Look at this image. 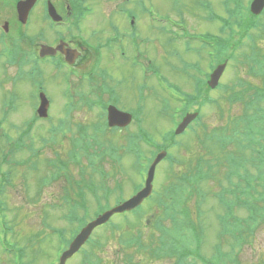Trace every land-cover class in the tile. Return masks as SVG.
<instances>
[{"label": "rangeland", "instance_id": "rangeland-1", "mask_svg": "<svg viewBox=\"0 0 264 264\" xmlns=\"http://www.w3.org/2000/svg\"><path fill=\"white\" fill-rule=\"evenodd\" d=\"M9 1L11 2L9 4H0V8L5 7L8 11L7 14H0V25H3L5 21L10 20L12 25L17 23V26L20 27L22 26L18 20L20 15L17 12L16 16V9L14 8L19 2H25L26 0ZM54 1L57 5H60L61 9H63L64 17L68 20L66 24H70L69 20L72 17L76 18L77 14L82 16L81 18L79 17L83 22L82 29L78 32L80 38L78 43L82 46L80 44L78 46L81 48L86 47L87 43L83 41H87L88 44L90 43V47L91 45L93 46L94 50L92 49V51L97 58L100 56L103 58L100 62V66L98 67V64L96 65L93 60L92 52L87 51L86 49L77 48L80 53L78 61L79 66L76 69L75 75L69 74V84L73 88L71 94L83 93L85 96H87V94H94L97 102L92 100V104L95 103L93 106L95 107L94 109L90 108L87 103L83 102L81 107L76 110V113L72 114V112L67 109L70 106L69 98L63 96L64 89L65 91L69 89L67 82L63 79V75L65 73H70V71L59 72L52 69V76L55 75V77L50 78V72L43 67L46 76L43 77L45 90L52 101V110L51 108L49 109V112L51 110V118L49 121H43L41 119L38 120L36 129L34 128L31 131L32 136L30 134L31 143L26 144V146H31L33 143L36 147L58 146L56 150L60 152V147L66 148L71 143L74 136L73 131L76 130L77 126L86 127L89 125L91 127L92 124L96 123L93 130H100L104 124V122L101 121L103 110L102 108H97L95 106H100L97 103H100L101 105L105 103H113L115 107H118L123 112H132L136 111V109L142 108L143 110L141 114H138V122L137 124L135 123L136 126L133 123L128 130L116 129L117 131H107L105 134L98 136L102 144L95 145L104 146L105 148L103 149L105 151L108 149V152L103 151L100 157L103 162L99 163V169L107 171L110 170L109 172H113V168L117 167V171L121 172L117 177H120L121 174L131 177L130 180L125 183V187L123 189L124 194L126 195L123 197H129L136 190H138L142 184H144L147 172H145V167H142V164L144 163H140L131 155L125 154L130 146H137L135 142V135L136 132H138L139 126L142 125L149 133L147 136L152 144L163 143V140L166 137L167 143L163 146H168L169 144L174 146V136L172 137V130L176 121L173 122V120H177L183 110L182 105L178 102V100L183 99V97L176 94V91H171L170 87L177 90L182 89L184 93L194 97L193 103L195 104H199L197 103L198 100L200 101L202 99L208 101L209 95L218 100L227 95V92H223V94H221L217 90L210 92L209 86V90L206 91L207 87L205 83H203L205 82V78L202 80L200 76L201 70L198 67H194L195 70L188 69V71L193 72L196 76L191 83L181 73L178 74L175 72L173 68L180 69L182 67V64L180 63L181 58L182 63H196L199 61L206 73L211 68L209 61L207 60L210 48L203 47L198 52L190 51L189 48H199V40L205 39L206 33L216 34L221 28L222 22L220 19H229V13L227 14L224 9V0H144L141 4L139 3L140 0H77L75 2H77L78 5H76L72 0ZM174 3H177L180 7L176 4L174 5ZM246 3H248V0H242L240 2V6L238 8V19L240 23L237 24V29L240 30V34L245 36L242 38L240 37L241 35L238 36L239 32L235 33L237 34V38L233 41L229 39L230 44L227 45L228 49L225 48L223 51L222 57L229 60L227 62L228 66H230V68L227 66L228 70L223 78L225 84H236L238 78L249 80L254 85L259 84L258 79L256 80V78L250 77L247 74V68H249L247 64H252V62L258 63L259 60V55L256 54L255 51H253V57L250 62L246 59V56H251V45L254 39L250 36L251 33L249 34L248 32L255 29H259L263 32L262 35H260V32H256V34L261 36L257 45L259 48H262L264 52V29L254 26L255 23L259 22V20L249 19L246 21L247 11L246 8H244ZM123 8L124 12L127 13V19L122 14ZM9 12H11V17ZM180 13L181 15L185 14V23L189 24L188 27H185L183 23L176 22L178 19L180 21ZM38 17L37 19H40L41 14H39ZM243 20H245V28L241 27ZM35 21L36 20L33 19L27 27L24 25L25 29L29 27V30L24 29L25 32H29V35H35L39 30L40 24H38L37 27ZM132 21H134V24ZM262 21L264 22V16ZM112 24L114 27L111 29ZM174 25L184 26L185 30L177 36L176 32L178 31L180 33L182 28L176 27L175 29L177 31H174ZM248 27H250V29L247 31ZM99 32H102L104 37L101 36ZM96 33H99V36H94ZM116 33H119L120 35H127V39L124 38L120 41V48L112 46L109 51L104 50L102 52V47H100V45L105 42V38L109 34L111 35L110 37H114L113 35ZM195 33L197 36H192V34ZM179 36L182 43L178 40L171 41V38H179ZM230 36L231 34L225 31V37L229 38ZM31 39L32 41H37L35 37H31ZM134 39L138 41V50L136 48H132V44H130V42ZM141 39L143 41H140ZM242 39H244L243 41L245 47L242 45L243 50H239L238 47H240V41ZM52 40L53 36L50 33H47L46 41ZM97 50H101L100 54L96 53ZM135 56L139 61V69L134 67L137 65ZM204 57L206 58L204 59ZM231 59L235 60V64L239 69L233 66L234 61ZM182 70L185 69L182 68ZM106 73L109 74L110 78L107 77ZM104 76H106L107 81H104ZM55 78H58L59 80ZM13 79L14 77L7 73L6 78L2 81L1 88L5 92V95H3V91L0 89V107L10 91H15L16 95L20 97V99H18L16 103L17 110L13 111L9 117H7L6 121L4 120L1 125V130L10 133L11 136L16 139L22 134L19 129L26 128L25 122L33 117L37 100L35 97V90L29 89L27 81L21 82L19 80L14 81ZM11 80H13V82L17 81V84L11 85ZM118 81H122L123 83L119 84ZM201 83L203 95L197 98L195 97L197 94L196 88L199 87ZM115 92H118V95ZM109 95L112 96V99L110 100ZM171 95L173 96L172 100L170 99ZM103 96H106L108 101H102ZM249 96L253 97L255 96V93L250 92ZM174 97H177L178 99H175ZM221 102V111L215 105L208 104V107L203 109L202 118H204L203 120L212 132H220L222 135L223 132L221 131L223 130L226 133H230L233 126H235L234 131L236 132L238 130L236 126H241L245 123V119L242 118L243 115H245V111L237 102H229L228 99L227 101L221 100ZM193 109H195V107H193ZM68 114L73 115L72 119H69L71 117H67ZM2 117L3 115L0 113V118ZM60 119H65V121L70 122L72 126L69 127L66 125L60 129V132L57 135L58 142L54 145L53 141H50V138L52 137L50 131L54 127H61L59 123ZM257 120L258 121L255 122L253 129L256 131H263L264 117ZM0 121H3V119ZM69 129H71L70 133ZM34 130L37 131L35 132ZM63 133H67V135L63 137ZM194 134L187 132L180 137L178 136L177 141L181 142L179 143V146H191V151L193 153H198L200 148L199 146L202 145H199L196 134ZM199 135L201 136V133H199ZM89 137L92 138L93 133ZM46 139L49 140V142H45ZM0 140H2L1 137ZM7 145L8 144L5 141L0 142V170L3 169L4 171H9L8 175L1 177L3 183L5 182L6 184V186H3V191L5 190L10 193L6 197V215L3 216V213L0 211L2 216H0V223H2V225L9 226L10 228L12 226L9 225V222L11 224L15 222L19 225H17L15 230L7 236L6 246L11 248L14 245H20L23 247L25 245V240L29 236L42 232L44 236L38 245L41 249V253L38 255L33 254L31 245L28 246L25 253H23V248L17 250L16 252L19 257L21 256L23 264H54L59 259L57 254L63 246L64 240L57 237L52 230L48 229L47 225L63 229L65 231V238L67 239H70L71 235H73L72 239L74 238V235L76 234L75 229L77 227V222L70 223L67 218H65V215H67L70 210L62 209L56 204L61 202V199H58L61 196L62 188L65 183L63 181L52 184L45 182L44 184L46 185L41 187L40 182L43 177L49 176L45 160L56 159L53 152L54 150L47 149L45 151L44 156L38 159V168L40 171L33 172L30 169L31 165H28L26 160L32 155L31 150L25 149L19 155L15 152L10 154L8 153ZM142 146V158L147 161L152 157L153 148L146 146L145 144ZM110 148L113 149L109 152ZM231 149L236 150L234 146H232ZM156 150L155 155L161 151V149ZM171 150H173V155L178 159V150ZM185 152L186 151L183 149L179 152V155L182 158L185 156L188 158L189 155ZM4 153L7 158L11 156L10 160L6 161L7 158L5 159L3 157ZM111 153L114 157L111 156ZM205 154L206 158H212L208 155V153ZM122 155H124L123 162L118 164L116 158H119ZM247 156L248 154L246 153V157ZM248 157L250 158L251 155ZM1 160H5L6 162H2ZM82 164L86 168L87 176H89L90 173L94 174L92 179L95 181L96 186L99 183H107V178L102 179L98 173L93 172L88 161L84 159ZM169 165L168 161L160 162L155 178L156 190H161L164 187V183L168 179V171L170 172ZM78 167L79 170L77 169L76 171L80 172V166L78 165ZM123 168H125L127 173L124 172ZM249 171L255 176L252 184L255 185L257 191H263V187L258 185L262 184L258 170L255 169L254 166H250ZM79 172L77 173L78 178H80ZM175 172H177V169ZM225 173L226 172L223 171V179L221 180V171L218 169L216 176V179H218V181L221 180L223 185H226L224 179ZM108 181L110 186L113 181ZM84 186L85 184H81L84 192H86L85 195H87L85 197V201L88 209L87 212L84 209L81 210L79 216L80 218L82 216L84 218L89 216V221H91L98 215L102 214L104 210L100 214H97L99 201L94 199L89 189L86 190ZM209 189L213 192V198H208L204 206V210L207 212L205 215V224L208 227L206 233L207 245L204 248V253L206 255L211 254L214 245L218 241L217 231L220 226L217 224L216 214L221 211V208L217 206L216 201L213 200H217L215 196V188L211 186ZM114 196L115 194H113L110 198L111 203L108 204V209L118 204L119 199H115ZM150 201V199L145 201L144 206L142 207V212L144 214L143 219L140 220V225L142 227L141 237L143 236V240L146 245L156 247L155 242H157L159 237L153 235L152 243H150V239L147 235L150 234V231H152L150 227L153 225L155 218H157V215H160L161 213L159 210L160 208H151L149 205ZM104 203L105 202H103V204ZM211 206H214L213 210L211 209ZM19 207L21 212L25 214L24 217L21 213H14ZM222 212L223 211H221V213ZM236 214L239 216H245L247 211L239 207L236 209ZM22 217L23 221L21 222ZM121 218V216H114L112 222L117 223L121 220ZM148 221L151 222L148 223ZM119 223L122 224V221ZM163 224L169 229L172 227L170 222L166 221V219H163ZM102 233L103 232H100V229L97 230L95 235L96 239L99 238L97 234ZM137 233L138 231L135 232L134 236H138ZM3 238L4 236L0 226V264H14L17 258H13L14 253L9 254L4 251L5 246L1 242ZM102 240L105 242L103 248H93L95 254L102 259L101 264H132L134 262L137 264H172V261L167 260V257L165 256L153 260L148 249L139 253H135V249L124 250V248H122L123 241L119 232L116 233L115 236H108L107 239L105 238L104 240L102 238ZM251 241L252 245L245 249V257L248 259L249 263L264 253V226L255 232ZM15 248L19 249L16 246ZM23 254L25 255L23 256ZM82 262L83 257L81 254L71 258L67 264H82Z\"/></svg>", "mask_w": 264, "mask_h": 264}, {"label": "trees", "instance_id": "trees-1", "mask_svg": "<svg viewBox=\"0 0 264 264\" xmlns=\"http://www.w3.org/2000/svg\"><path fill=\"white\" fill-rule=\"evenodd\" d=\"M238 12L239 10L233 12V16L235 15L237 22L240 23ZM247 13L250 14L249 10H247ZM249 14H247L246 21L249 18ZM250 17L255 19L251 15ZM244 24L245 20L242 21L241 27L245 28ZM234 26L231 27L232 31L235 29ZM254 26L259 27L257 23ZM249 29L250 27H248L247 31ZM229 39L231 40L232 36L226 39L225 48L227 49V45L230 44ZM262 89L257 93L258 96L255 103H245L244 111L246 112V121L240 129L237 128L238 130L236 132L234 128L231 129L230 133L222 130L221 132L224 135L218 137L213 132H208V126L199 125V130H194L193 132L192 129L191 131V133L196 134L199 145H202L199 146L198 153H193L191 146H179L181 142H174V146L169 144L161 148L169 150L166 161L170 164V172L168 171L169 175L164 183V187L161 190H156L149 204L151 208H160L161 213L155 218L153 225L150 227L152 231L147 235L150 243H152L153 235L159 237L157 242H155L156 247L146 245L143 236L141 237L142 227L140 220L143 219L144 214L141 207L132 213L122 215L119 221H122V224L111 221L99 228L100 232L102 231L103 233L97 234L99 238L96 239L95 232L88 244L79 253L83 257L82 264H101L102 259L95 254L93 248H103L105 242H103L102 238L105 240L108 236H115L118 232L122 238V248L124 250L135 249V253H139L148 249L153 260L165 256L167 260L172 261V264H264V253L250 263L245 257V249L252 245L251 240L255 232L264 226V130L256 131L253 129L255 122L258 121L257 119L264 117V89ZM87 104L90 108L94 109L89 102ZM250 106H256L252 113L249 112ZM29 129L22 133V141L20 139L18 142H16L17 140L12 142L10 139L3 140V134L0 133V137L2 138L0 142L6 141L8 144V153H14L16 149L18 155L21 151L25 150V143H31L27 141L30 132ZM106 130V121H104L103 127L100 130H93L92 128L88 131L87 127H82L78 132V138L73 139L71 144H69V148L62 153L55 150L58 146L50 147V149L54 150L56 159H53V162L47 161L48 166L51 167L49 183L61 181L65 183L62 196L59 198V200L61 199L59 204L63 209L70 210L65 215L68 222H77L76 234L89 220V216L85 218L83 216L80 218L79 216L81 210L84 209L87 212L88 209L85 201L87 195H85L86 192H84L81 184H85V189H89L94 199L99 201L97 214L109 208L108 204L111 203L110 198L113 194H115V199H119L118 203L125 199L123 197L125 196L123 189L125 183L131 177L125 174L117 177L121 173L117 171V167L113 168V172L99 169V163L103 162L100 157L103 151L108 152V149L105 151L103 149L105 148L104 146L95 145L102 144L98 136L105 134ZM92 133L93 137L90 138L89 136ZM199 133H201V136ZM138 139L135 137L136 143ZM140 142L147 145L151 143L147 135ZM232 146L236 150L231 149ZM257 146L261 148L258 158L254 152ZM112 149L110 148L109 152ZM171 149L178 150V159L173 155L174 153ZM183 149L189 155L188 158L186 156L182 158L179 155V152ZM205 153H208L212 158H206ZM246 153L248 156L251 155V157L249 158L247 156V158ZM125 154H129L138 162L144 163L142 167L145 168H147L151 158H153L151 157L145 161L142 158L141 146H130ZM153 154L155 155V151H152V156H154ZM111 156L114 157L112 153ZM3 157L5 159L7 158L5 153ZM34 157L38 158L39 156L34 154ZM122 157L123 155L116 158L118 164H120ZM10 158L11 156L6 161L10 160ZM84 159L88 161L94 173H98L102 179L107 178V183H99L96 186L95 181L92 179L94 174L90 173L87 176L86 168L82 164ZM1 161L6 162L5 160ZM78 165L80 166V172L76 171L77 169L79 170ZM250 166H254L260 174L262 184L258 185L263 187V191L261 192L257 191L255 185L252 184L255 176L250 173ZM123 169L127 173L125 168ZM176 169L177 172H175ZM218 169L221 171V180L223 179V171L226 172L224 177L226 185H223L221 180L218 181L216 179ZM78 172L80 173V178L77 177ZM1 173L4 176L8 175L9 171L6 170V172H3L0 170ZM108 180L113 181L110 185L113 189L109 186ZM3 186H6V184L1 179L0 193L4 194L6 191H3ZM211 186L215 188V196L217 198V200H213L216 201L217 206L223 212L221 213L220 211L216 214L217 223L220 225L217 231L218 241L214 245L211 254L206 255L204 248L207 245L206 233L208 227L205 224V215L207 212L204 210V206L208 198H213V192L209 189ZM103 202L105 203L103 204ZM239 207L247 211L245 216L236 214V209ZM211 209L213 210L214 206H211ZM17 213L23 214V217L25 215L20 209L17 210ZM23 217L21 222L23 221ZM163 219L170 222L172 225L170 229L163 224ZM17 225L19 224L14 222L10 225L12 226L11 228L9 226L2 228L4 236L12 233ZM47 227L57 237L64 240L63 246L59 251L67 248L73 235H71L70 239H67L65 238V231L63 229L54 228L50 225H47ZM137 231L139 237L137 235L134 236ZM43 236L42 232L29 236L25 240L24 246L26 247H21L20 245H14L10 249L5 247V252L9 254L14 253L13 258L15 255L16 258H19V261L23 262L21 256L19 257L16 251L23 248V253H25V250L31 245L32 253L38 255L41 253L38 245ZM15 246L19 249H16ZM132 264L137 263L134 262Z\"/></svg>", "mask_w": 264, "mask_h": 264}, {"label": "flooded vegetation", "instance_id": "flooded-vegetation-1", "mask_svg": "<svg viewBox=\"0 0 264 264\" xmlns=\"http://www.w3.org/2000/svg\"><path fill=\"white\" fill-rule=\"evenodd\" d=\"M48 1L49 0L43 2L41 6L39 3H37L29 14L28 23L26 27L30 25L33 19L36 20L35 24L37 27L38 24H40L37 34L35 35L28 34L29 36L35 37V39L37 40L35 41V45L32 46V48L34 49V51L39 53L41 45H46L49 47H57V46L63 47V51L65 52V55H62L61 53H57L54 57L47 56L42 59H39V61H44L48 63L46 69L50 72L51 75H52L51 72L52 69L55 71L63 72L65 66H69L70 71L72 72L73 75H75L76 69L79 66L78 61L80 58V53L78 52L77 48L78 49L81 48L80 46H78L80 44L78 43L80 39L78 32H80L81 30V19L79 18L80 16L76 15V18L73 17V21H74V31H73L70 27L69 28L66 27L67 26L66 22H68V20H66L64 17L63 9H61L60 5H57L55 1L53 2L54 6L56 8L57 13L62 17V20L57 22L54 21L49 16ZM9 3H11L9 0L6 1L0 0V4H9ZM14 9H16V16H17L16 6ZM7 13L8 11L6 10L5 7L0 8V14H7ZM9 13L11 17V12ZM39 14H41V17L40 19H37ZM69 21L72 22L71 19ZM20 28L22 29V31H24L25 29L24 26L23 27L20 26ZM26 29L29 30V27ZM17 33H18L17 23L12 25V22H10L9 20V21H5L3 25H0V83H2V81L6 78L7 73L10 76L14 77L13 80L17 78V69L19 67L18 52L16 48L18 42ZM47 33H50L53 36L52 41H46ZM110 36L111 35L109 34L107 36V39H109L111 46L120 44V41L124 38L127 39L126 37L127 35H120L119 33H116V35L112 38H110ZM133 41L138 42L136 39H134ZM130 44L133 45V43L131 42ZM76 54L79 56H77ZM32 59L35 61L34 58ZM135 59L137 60L136 56ZM136 64L137 65L134 67L138 68L139 66L138 60L136 61ZM118 82L119 84L123 83L122 81H118Z\"/></svg>", "mask_w": 264, "mask_h": 264}, {"label": "water", "instance_id": "water-1", "mask_svg": "<svg viewBox=\"0 0 264 264\" xmlns=\"http://www.w3.org/2000/svg\"><path fill=\"white\" fill-rule=\"evenodd\" d=\"M36 0H26L25 2H20L18 4V12L20 15L21 21L25 22L26 17L30 11V9L33 7L35 4ZM264 8V0H257L253 6V10L256 13H259L262 11ZM56 51L52 49L44 50L42 52V55L45 54H55ZM225 65L220 67L212 76L211 80V87H216L218 85L219 79L224 71ZM42 111L41 114L44 116L45 112L47 110V105L48 103L45 101V98L42 97ZM109 123L111 126H119V127H125L130 124L132 117L128 114L122 113L118 111L116 108L110 107L109 108ZM196 115H189L184 122L180 125V127L177 130V134H180L185 131L187 126L190 124L192 120H194ZM166 157V153H161L158 155L157 159L151 166L149 172H148V177L146 180V186L145 188L139 192L136 196L131 198L129 201L123 203L122 205L107 211L103 215L99 216L96 220H94L92 223L88 224L82 231L81 233L75 238V240L72 242L70 245V248L68 251H66L61 259L59 264H66L67 261L72 258L76 253L80 251V249L86 244V242L89 240L91 237L93 231L108 223L110 219L116 215V214H122L125 212H130L135 210L136 208L140 207L143 202L149 198L152 194L153 191V182L155 178V172H156V167L157 165Z\"/></svg>", "mask_w": 264, "mask_h": 264}]
</instances>
